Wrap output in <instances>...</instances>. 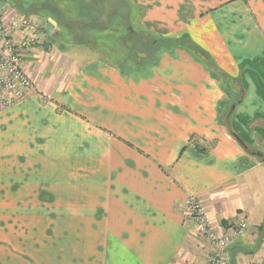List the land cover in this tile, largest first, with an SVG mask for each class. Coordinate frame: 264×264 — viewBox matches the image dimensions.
<instances>
[{
  "label": "crops",
  "instance_id": "0c3cea01",
  "mask_svg": "<svg viewBox=\"0 0 264 264\" xmlns=\"http://www.w3.org/2000/svg\"><path fill=\"white\" fill-rule=\"evenodd\" d=\"M139 4L160 39L109 59L50 45L27 9L47 38L0 111V264H209L189 197L219 233L247 217L231 264L264 262V0Z\"/></svg>",
  "mask_w": 264,
  "mask_h": 264
},
{
  "label": "rangeland",
  "instance_id": "374dc122",
  "mask_svg": "<svg viewBox=\"0 0 264 264\" xmlns=\"http://www.w3.org/2000/svg\"><path fill=\"white\" fill-rule=\"evenodd\" d=\"M13 1L18 3L20 7L25 6L23 10L26 11L30 7H42L41 11L43 12V17L51 18L52 21L55 22V32L52 36H50V45H54L56 43L57 46L59 45V50L70 49L71 51L85 48L93 51L96 58H101L99 53L96 51L99 50L102 53H106L105 57L107 59L112 58L111 52L122 53L124 50H127L131 55L140 56L142 54L138 52H140L142 47L143 49L141 52L149 51V47L146 45L154 46L156 42H152V40L156 41L160 39H157L158 37H154L155 39H152L153 35L149 34V32L144 29L145 27L142 24L143 11L141 10L139 0H83V5L81 8L79 7L76 0ZM20 14L22 15V12L16 9V11H14L13 18L3 19L0 17V20L6 25L7 22L11 23L14 17L16 16L17 18V16H20ZM28 16L29 15H27V17ZM32 23L36 27L38 25V28L42 26L41 21L38 18L33 19ZM128 24L133 25L134 30L137 31L135 36L131 35L132 33L130 29L127 30V27H129L127 26ZM11 25H13V22ZM11 25L8 26L7 29H10ZM140 27L142 28L141 30L139 29ZM139 31L141 36H138V39L140 40L137 42L136 37ZM16 36V42L24 40L28 42L30 41L31 43L32 47L28 46L26 48H22V53L26 51L31 53L33 48H41L39 44L41 42H45V38H47L45 34H40L39 29L37 32L36 30H29L26 34H23V32H16ZM128 36L129 42L126 43ZM130 38L132 41H134L133 43L132 41L130 43ZM58 41H60V43H58ZM125 43L127 44L128 48L124 47ZM159 45L160 44H157V46ZM173 45L176 46L180 44ZM23 68L27 71L24 59ZM20 100L16 101L13 105H15ZM68 174L69 172H62L63 183L69 180Z\"/></svg>",
  "mask_w": 264,
  "mask_h": 264
},
{
  "label": "built area",
  "instance_id": "2783aa9c",
  "mask_svg": "<svg viewBox=\"0 0 264 264\" xmlns=\"http://www.w3.org/2000/svg\"><path fill=\"white\" fill-rule=\"evenodd\" d=\"M32 20L31 17L21 14L17 18L14 17L13 25H11L12 22H7L5 25L0 20V110L10 107L35 89L33 79L23 68L24 53H22V48L31 46V43L24 40L16 42V32L26 34L29 30H36L37 32L38 29H41V27L38 28V25L36 27ZM10 25V29H7ZM186 212L191 219L196 221L198 235L211 247L209 264H231L230 245L248 230L249 221L247 217L245 215L240 216L227 232L219 233L206 216L204 205L200 199L187 198ZM259 264H264V262Z\"/></svg>",
  "mask_w": 264,
  "mask_h": 264
},
{
  "label": "trees",
  "instance_id": "16d2710c",
  "mask_svg": "<svg viewBox=\"0 0 264 264\" xmlns=\"http://www.w3.org/2000/svg\"><path fill=\"white\" fill-rule=\"evenodd\" d=\"M77 2H78V5H79V7L81 8L82 7V5H83V0H76ZM130 5V4H129ZM24 9V7H22V9H19V11L20 12H22V15H25V16H27V15H30L26 10H23ZM18 10V9H17ZM130 22L132 23V21L130 20ZM127 26H129V27H127L128 29L127 30H129L130 29V31H131V35H133V36H135V34H137V31H135L134 30V26L133 25H131V24H128ZM140 35V32L138 33V35H137V37H136V41L138 42L139 41V39H138V36ZM130 36V35H129ZM129 36L127 37V39H126V43H128L129 42ZM141 36V35H140ZM131 38H130V43H131ZM172 42H173V44H182L180 41H176V40H171ZM134 41H132V43H133ZM124 44V47L125 48H128V46H127V44ZM130 48V47H129ZM217 69V68H216ZM233 81H235V83H238L239 82V80L237 81V80H235V79H233Z\"/></svg>",
  "mask_w": 264,
  "mask_h": 264
}]
</instances>
